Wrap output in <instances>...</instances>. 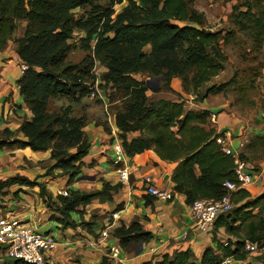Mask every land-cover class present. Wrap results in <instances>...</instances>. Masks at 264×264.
Wrapping results in <instances>:
<instances>
[{
    "label": "trees",
    "instance_id": "1",
    "mask_svg": "<svg viewBox=\"0 0 264 264\" xmlns=\"http://www.w3.org/2000/svg\"><path fill=\"white\" fill-rule=\"evenodd\" d=\"M232 1H236L232 7L234 23L248 30L260 49L264 43V0ZM117 5L121 6L119 11H115ZM87 8L91 9L90 17L97 21L81 22L80 12ZM102 8L106 11L99 14ZM19 20L26 26L22 37L14 39ZM77 31L86 32L85 49L93 52L107 69L105 83L124 94L126 104L118 111L116 123L127 156L154 150L161 160L178 163L173 172L175 191L184 194L190 206L199 199L219 200L226 195L225 182L235 181V165L233 158L225 155L217 144L221 133L216 128L205 127L210 124V113L187 112L183 102L151 101L146 82L134 77L147 74L149 78H161L170 88L174 78L187 83V75L193 71L192 81L197 87L225 70L228 60L221 42H227V36L206 29L204 14L197 12L190 0H111L107 7L97 0H0V53L14 41L21 66H28L27 71L21 70L17 81L28 115L19 125H14L18 129L13 132L8 128L12 112L0 104V126L5 127L0 131V151L30 148L35 152H50L52 160L44 175L35 179L19 174L0 179V198L15 186L38 188L48 207L59 215L52 220L65 230L76 229L80 224L89 227L91 223L83 219L77 223L73 213L94 200L112 201L113 194L121 188V184L104 182L100 190H68L69 196L58 195L54 200L47 186L39 182L41 177L53 176L58 169L69 177L68 184H72L82 172L83 160L89 153L90 143L85 134L89 123L85 117L72 116L70 107L50 110L53 99L78 101L89 93L84 83L90 79L91 57L86 56L79 64L68 62L70 41ZM234 83L233 79L227 85L211 86L201 99ZM177 127L175 134L173 129ZM135 132L145 136L129 141L128 134ZM240 158L260 172V163L264 162V134L252 137L240 152ZM249 198L250 193L245 189L233 194V209L220 215L210 230L217 234L221 226L225 227L232 239L221 238L217 249L206 248L200 260L187 249L143 264H221L225 257L238 254L247 241L264 247V219L260 215L263 211L259 210L264 205V192L252 202ZM255 210H259L257 214ZM245 223L250 233L242 234ZM25 224L30 225L26 221ZM114 237L127 259L135 245H147L152 240V235L138 221L129 227H119ZM226 240L235 249L224 248ZM245 257L238 254L237 260ZM99 264L113 262L106 255Z\"/></svg>",
    "mask_w": 264,
    "mask_h": 264
},
{
    "label": "crops",
    "instance_id": "2",
    "mask_svg": "<svg viewBox=\"0 0 264 264\" xmlns=\"http://www.w3.org/2000/svg\"><path fill=\"white\" fill-rule=\"evenodd\" d=\"M21 75V61L16 51L6 50L0 53V104H4L5 109L12 112L8 126L19 125L24 116L28 115V109L17 87V81ZM241 128L238 118L226 113L220 114L217 130L232 131V146L234 138H239L240 146L243 145L240 152L249 143L248 139L243 140ZM85 134L89 140L90 149L88 156L83 160L82 172L74 182L68 184L69 177L63 175L58 169L54 170L53 176L41 177L39 182L47 186L54 200H57L63 189L70 192L72 190L89 192L102 189L104 182H109L111 185L121 184L118 192L113 194L112 201L102 203L94 200L92 204L80 207L73 213L72 217L77 223L80 224L83 219L85 223H91L89 227L80 224L76 229H62L59 223L52 220V217L59 215L48 207L45 199L40 196L38 188L15 186L8 190L6 196L0 198V216H14L28 222L36 230L48 227L49 231L46 233L50 234H54L52 232L54 227L61 231L60 238H57V248L48 256L49 264H99L106 256L108 247L118 244V239L114 237L115 230L123 225L129 227L134 221H138L143 229L152 235V240L147 245L143 243L135 245L132 248V255L125 264H143L161 259L166 254L172 255L176 250L187 249H191L200 260L206 248L217 249V242L221 238L232 239L233 235L222 226L217 234H214V231L203 234L195 229L186 196L175 191L173 172L178 163L163 161L154 150H146L140 154L128 156L126 165L120 167L112 165L109 168L107 166L111 160L109 153L112 152L110 144L115 139L122 143L120 129L114 125L106 129L102 124L91 123L85 128ZM134 138L136 137L128 134L129 141ZM0 162L8 165L5 168L9 169L4 173L0 171V179L18 174L35 179L44 175L52 166L50 152H35L30 148L18 147L0 151ZM10 166L13 167L11 170ZM124 167L129 172L127 184L120 182L117 172L118 168ZM260 167L263 180L246 189L250 193V202L264 192V162L260 163ZM147 177L152 178L154 186L172 193L174 198L165 201L147 194L144 182ZM114 214H118L116 221L113 219ZM248 223L243 226L242 234L250 233V229L246 227ZM112 224H114L113 227L108 230L110 236L100 243L101 231ZM251 263L256 264L257 259L245 261V264Z\"/></svg>",
    "mask_w": 264,
    "mask_h": 264
},
{
    "label": "rangeland",
    "instance_id": "3",
    "mask_svg": "<svg viewBox=\"0 0 264 264\" xmlns=\"http://www.w3.org/2000/svg\"><path fill=\"white\" fill-rule=\"evenodd\" d=\"M110 1L97 0L102 7H107ZM190 1L197 12L204 14L206 29L212 32L220 31L223 36H227L228 43L221 42V50L227 56L228 60L225 70L215 78L197 87L192 81L193 71L188 73L189 81L187 83H184L181 78H174L170 88L165 86L163 80L161 81L160 79L161 82L155 81L154 79L157 78H149L147 74L136 75L134 77L138 81L146 82V85H148L147 96L151 101L164 99L171 102H183L187 112L193 111L200 113L207 110L208 113H218L220 111L231 117H236L239 119V126L242 127L241 131L243 140L245 141L247 139L250 140L256 135L264 134V43L258 49V44L251 37V33L248 30L241 29L239 25L234 23L232 7L236 1ZM120 7L119 5L114 7L115 11H119ZM89 11L91 12V9L87 8L80 12L81 15H79V18L81 22H92L93 19L97 21L95 17H90L92 14ZM105 11L106 8H102L99 10V14H104ZM25 26L26 23L24 21H17V30L14 34V39L22 37ZM86 36V32L84 31H77L74 34V38L70 41L72 49L68 53V62L79 64L86 56L91 57L92 63L90 61L89 65L90 79L84 83L89 87V93L78 101H73L68 98L53 99L50 103V110L57 111L70 107L72 109V116H83L87 120V123L102 124L105 128L109 129L111 127L109 122L110 118H112L113 125L117 126V113L126 104V99L123 93L114 88L112 84L107 85L103 80L107 69L95 58L93 52L85 49L86 45L84 41ZM96 40L93 42L92 51ZM16 48L17 44L12 41L9 43L7 50H16ZM233 79L235 80L234 84L225 86L221 92L211 94L205 100L201 99L209 87L216 86L217 88L221 85H227ZM156 87H159V89H156ZM205 127L207 129L215 128L211 123H207ZM3 128L0 126V131ZM8 128L15 132L18 126L11 125ZM173 131L177 134L178 127L174 128ZM131 134L136 138L143 135L141 132ZM233 141V149L240 152L241 140L235 137ZM109 155L111 160L107 166L110 168L112 165L115 166L112 162L114 153L111 152ZM7 166L0 162L1 173L9 171V169L5 168ZM9 168L11 170L13 167L10 166ZM259 210L263 211L260 215L264 219V205H261ZM52 230L57 238H60L61 231L56 227ZM38 231L46 233L49 230L47 227L46 229L43 228ZM228 239L230 238L228 237ZM261 255L258 257H250V259L252 261L257 259L256 264H264V255ZM14 263H16L15 260L7 258L4 252L0 251V264Z\"/></svg>",
    "mask_w": 264,
    "mask_h": 264
},
{
    "label": "built area",
    "instance_id": "4",
    "mask_svg": "<svg viewBox=\"0 0 264 264\" xmlns=\"http://www.w3.org/2000/svg\"><path fill=\"white\" fill-rule=\"evenodd\" d=\"M21 70L23 72L27 71L28 66L22 65ZM219 119V112H210V123L216 129L219 125ZM109 122L113 125L112 118L109 119ZM218 133H221V135L217 138V144L225 155L233 158L235 165V181L225 182L227 194L222 196L221 199H199L194 201L190 206L194 227L203 234H210V230L215 226L219 216L233 209V194L243 189L246 190L250 186L263 180V173L255 172L246 161L241 160L240 152L233 149L231 142L233 137L232 131L224 130L218 131ZM113 136L115 137V134H113ZM240 147L242 148L243 145ZM110 148L114 153V158L112 159L113 164L115 166L126 165L128 156L122 144L115 139L110 144ZM117 172L120 182L122 184H127L129 182V172L127 168H118ZM144 182L147 194L165 201H170L174 198L172 193L154 186L152 178L147 177ZM60 195L67 197L69 196V191L63 189L60 191ZM113 219L114 221L118 220V214H114ZM113 225L114 224L101 231L100 236L102 241H100V243L110 236L108 230L112 228ZM223 244L224 248L235 249L227 240ZM57 246L58 240L56 235L39 232L31 225L25 224L24 221L14 216H0V251L4 252L7 258L18 261L21 264H46L49 254L51 251L55 250ZM151 251L154 250L151 249ZM263 251L264 247H261L257 242L247 241L238 253L239 255H245V259L237 260L238 254H236L225 257L221 264H245L246 260H251L250 257H257L261 255ZM106 255L112 260L113 264H125L128 260L125 252L118 244L109 246Z\"/></svg>",
    "mask_w": 264,
    "mask_h": 264
},
{
    "label": "water",
    "instance_id": "5",
    "mask_svg": "<svg viewBox=\"0 0 264 264\" xmlns=\"http://www.w3.org/2000/svg\"><path fill=\"white\" fill-rule=\"evenodd\" d=\"M161 78L154 79L155 81H160ZM156 89H159V87H156Z\"/></svg>",
    "mask_w": 264,
    "mask_h": 264
}]
</instances>
